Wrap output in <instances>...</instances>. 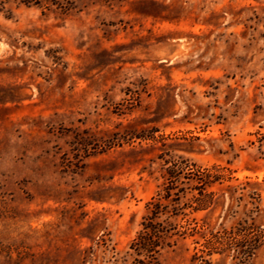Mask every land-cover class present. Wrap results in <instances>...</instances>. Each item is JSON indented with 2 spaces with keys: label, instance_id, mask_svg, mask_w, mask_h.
Returning a JSON list of instances; mask_svg holds the SVG:
<instances>
[{
  "label": "rangeland",
  "instance_id": "obj_1",
  "mask_svg": "<svg viewBox=\"0 0 264 264\" xmlns=\"http://www.w3.org/2000/svg\"><path fill=\"white\" fill-rule=\"evenodd\" d=\"M22 1L0 264H264V0Z\"/></svg>",
  "mask_w": 264,
  "mask_h": 264
},
{
  "label": "trees",
  "instance_id": "obj_2",
  "mask_svg": "<svg viewBox=\"0 0 264 264\" xmlns=\"http://www.w3.org/2000/svg\"><path fill=\"white\" fill-rule=\"evenodd\" d=\"M22 2L24 4H29L30 3L28 0H25V1H22ZM201 206L202 205H200V207L196 208V210L203 209ZM146 226L147 225L145 224L144 228H150V229L152 228V227H150L151 225L149 227H146ZM142 235L143 236L140 235L141 242L139 243V246H141V247L143 246L144 250L150 252L151 251L150 249L153 248V244L154 243L151 242V238H149V236L146 233L145 234L143 233ZM217 244H223V243L218 241ZM149 245H150V248H149Z\"/></svg>",
  "mask_w": 264,
  "mask_h": 264
}]
</instances>
